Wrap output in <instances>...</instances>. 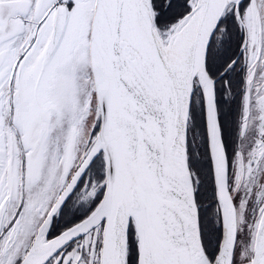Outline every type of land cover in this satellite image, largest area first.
I'll return each instance as SVG.
<instances>
[{"label": "snow or ice", "instance_id": "obj_1", "mask_svg": "<svg viewBox=\"0 0 264 264\" xmlns=\"http://www.w3.org/2000/svg\"><path fill=\"white\" fill-rule=\"evenodd\" d=\"M0 264H264V0H0Z\"/></svg>", "mask_w": 264, "mask_h": 264}]
</instances>
